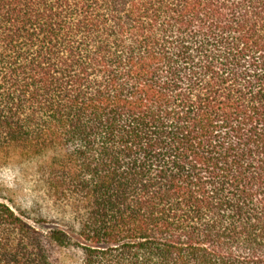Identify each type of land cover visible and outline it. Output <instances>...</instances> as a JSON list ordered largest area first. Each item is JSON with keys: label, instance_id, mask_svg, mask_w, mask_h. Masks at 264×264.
Segmentation results:
<instances>
[{"label": "trees", "instance_id": "1", "mask_svg": "<svg viewBox=\"0 0 264 264\" xmlns=\"http://www.w3.org/2000/svg\"><path fill=\"white\" fill-rule=\"evenodd\" d=\"M11 163L0 264H264V0H0Z\"/></svg>", "mask_w": 264, "mask_h": 264}, {"label": "rangeland", "instance_id": "2", "mask_svg": "<svg viewBox=\"0 0 264 264\" xmlns=\"http://www.w3.org/2000/svg\"><path fill=\"white\" fill-rule=\"evenodd\" d=\"M0 196V200L14 210L40 207L45 212L55 213L42 196V185L37 181L33 164H0Z\"/></svg>", "mask_w": 264, "mask_h": 264}]
</instances>
